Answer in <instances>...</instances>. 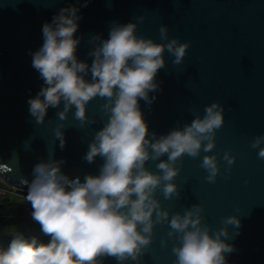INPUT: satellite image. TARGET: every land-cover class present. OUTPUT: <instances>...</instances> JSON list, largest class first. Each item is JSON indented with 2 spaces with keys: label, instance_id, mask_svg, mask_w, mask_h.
Listing matches in <instances>:
<instances>
[{
  "label": "water",
  "instance_id": "1",
  "mask_svg": "<svg viewBox=\"0 0 264 264\" xmlns=\"http://www.w3.org/2000/svg\"><path fill=\"white\" fill-rule=\"evenodd\" d=\"M84 3L0 0V181L28 191L23 181L30 184L34 166L50 158L65 161L61 170L70 179L79 177L84 182L88 174L99 175L102 158L88 163L83 157L108 119L101 107L106 100L96 97L88 104L87 114L96 119L95 124L81 127L75 108L61 121L57 113L63 102L58 108L49 107L44 124H37L27 101L37 96L44 82L32 67L30 53L44 43L42 26L65 7L79 9L76 55L89 67L94 59L88 55L94 48L92 36L108 39L113 22H136L138 36L157 43L166 44L172 38L190 43L181 64H174V57L165 51L166 66L156 77L159 90L149 93L155 101L150 105L139 101L149 135L153 131L165 135L197 116L202 118L205 107L213 102L219 101L225 109V123L217 130L213 151L201 150L197 158L185 154L177 164L181 171L174 182L181 197L167 200L157 192L158 199L173 214L203 205L204 223L213 230L224 226V217L237 216L241 227L228 226L226 242L235 251L226 254L227 264H264V159L251 147L257 135H264V0H90L87 7ZM140 16L146 19L140 22ZM162 25L168 26L169 40L161 39ZM85 79L91 80L90 72ZM61 124L63 149L55 132ZM229 150L236 157L231 172L223 159ZM217 153L221 172L215 183H209L200 165L205 155ZM157 163L150 160L146 166L159 172ZM169 230L167 224L155 226L143 264H175L172 248L177 241L168 236ZM103 264L117 261L108 257Z\"/></svg>",
  "mask_w": 264,
  "mask_h": 264
},
{
  "label": "clouds",
  "instance_id": "2",
  "mask_svg": "<svg viewBox=\"0 0 264 264\" xmlns=\"http://www.w3.org/2000/svg\"><path fill=\"white\" fill-rule=\"evenodd\" d=\"M89 2L85 0L83 6ZM78 12L75 6L62 8L51 23L42 26L44 43L30 55L44 84L27 103L37 124H44L49 107L58 108L63 102L58 118L67 120L75 108L74 117L84 127L97 123L87 114L89 102L96 97L106 100L101 107L108 119L83 157L94 163L99 156L103 164L99 175L88 174L81 182L79 177L70 179L62 172L63 160L37 163L34 179L23 183L28 185L26 200L33 209L32 219L50 241L39 243L35 237L28 239L18 233L6 250H0V264H103L108 257L117 264H143L157 224H167L168 236L177 241L172 248L175 264H227L226 254L235 251L234 245L226 242L228 226L241 227L237 216L224 217V226L213 230L204 223L203 205L194 204L173 214L157 197V192L167 200L181 197L174 182L181 171L177 164L185 154L197 158L201 150L213 151L217 130L225 123L224 106L213 102L205 107L202 118L197 116L182 128L159 136L155 131L149 135L139 106L140 100L150 105L156 99L149 93L159 90L156 77L166 66L165 51L174 57V64H181L190 43L176 38L157 43L138 36L136 22H113L108 39L91 37L94 48L88 55L94 59L89 67L76 55L80 39L74 34L82 19ZM145 19L138 18L140 22ZM159 31L162 40H169L167 25ZM89 72L90 81L85 79ZM62 129L63 124L55 130L61 149L66 145ZM262 145L264 135H257L251 147L264 159ZM218 156L205 155L201 162L209 183H215L221 172ZM223 159L231 172L236 157L229 150ZM150 160L159 161V172L146 166ZM162 243L166 246L167 240Z\"/></svg>",
  "mask_w": 264,
  "mask_h": 264
},
{
  "label": "trees",
  "instance_id": "3",
  "mask_svg": "<svg viewBox=\"0 0 264 264\" xmlns=\"http://www.w3.org/2000/svg\"><path fill=\"white\" fill-rule=\"evenodd\" d=\"M0 187H2L0 185ZM5 187V186H3ZM28 191H19L14 193H0V230L20 222H27L31 230L27 233H21L25 238H37L39 243H48L50 237L45 236L40 225L32 219V207L26 200ZM14 236L0 238V250H6Z\"/></svg>",
  "mask_w": 264,
  "mask_h": 264
},
{
  "label": "rangeland",
  "instance_id": "4",
  "mask_svg": "<svg viewBox=\"0 0 264 264\" xmlns=\"http://www.w3.org/2000/svg\"><path fill=\"white\" fill-rule=\"evenodd\" d=\"M0 185L7 186L4 183L0 181ZM31 230L30 226L28 225L27 222H20L16 223L10 226H7L3 229L0 230V238L6 237V236H14L18 233H27Z\"/></svg>",
  "mask_w": 264,
  "mask_h": 264
},
{
  "label": "built area",
  "instance_id": "5",
  "mask_svg": "<svg viewBox=\"0 0 264 264\" xmlns=\"http://www.w3.org/2000/svg\"><path fill=\"white\" fill-rule=\"evenodd\" d=\"M20 190H16L13 188H10L8 186L5 187H0V193L1 194H5V193H14V194H18Z\"/></svg>",
  "mask_w": 264,
  "mask_h": 264
}]
</instances>
